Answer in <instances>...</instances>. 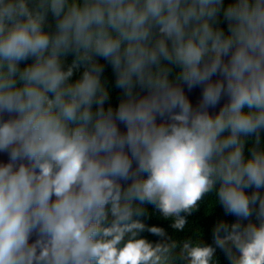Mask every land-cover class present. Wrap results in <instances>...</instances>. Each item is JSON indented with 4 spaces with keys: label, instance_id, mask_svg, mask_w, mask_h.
Here are the masks:
<instances>
[{
    "label": "clouds",
    "instance_id": "9594fccd",
    "mask_svg": "<svg viewBox=\"0 0 264 264\" xmlns=\"http://www.w3.org/2000/svg\"><path fill=\"white\" fill-rule=\"evenodd\" d=\"M0 264H264V0H0Z\"/></svg>",
    "mask_w": 264,
    "mask_h": 264
},
{
    "label": "trees",
    "instance_id": "16d2710c",
    "mask_svg": "<svg viewBox=\"0 0 264 264\" xmlns=\"http://www.w3.org/2000/svg\"><path fill=\"white\" fill-rule=\"evenodd\" d=\"M221 210L217 209L216 214L212 217H206L204 215V209L202 208L199 213L194 214L193 217H190V221H195L199 225H201L205 229V235L209 238L210 242V234H211V227L216 220L217 216L221 215ZM153 223H158V221L153 220ZM167 227V224H164ZM171 231V230H170Z\"/></svg>",
    "mask_w": 264,
    "mask_h": 264
}]
</instances>
